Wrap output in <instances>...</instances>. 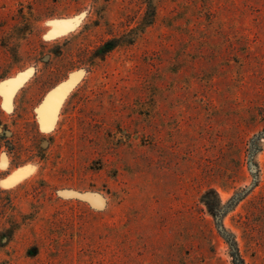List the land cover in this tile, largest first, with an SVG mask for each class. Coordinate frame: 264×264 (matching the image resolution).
<instances>
[{
  "label": "rangeland",
  "instance_id": "1",
  "mask_svg": "<svg viewBox=\"0 0 264 264\" xmlns=\"http://www.w3.org/2000/svg\"><path fill=\"white\" fill-rule=\"evenodd\" d=\"M3 134L0 264H264V0H0Z\"/></svg>",
  "mask_w": 264,
  "mask_h": 264
},
{
  "label": "trees",
  "instance_id": "2",
  "mask_svg": "<svg viewBox=\"0 0 264 264\" xmlns=\"http://www.w3.org/2000/svg\"><path fill=\"white\" fill-rule=\"evenodd\" d=\"M87 55L89 56V50H88V48H84L82 50V52L79 54V58L82 60ZM85 59H87V58H85ZM85 59H83V61H87ZM88 64L92 65L90 62H88ZM73 65H71V66L73 67ZM11 142L12 141H10L9 139H7V137L5 136V134L0 135V148L3 147V146H5L6 143L7 144H10ZM28 152H30V151H28ZM5 153L10 158V164H12L13 166L20 165L21 163L26 162V161H28V160H30L32 158V156H29L28 154H26V152L22 148V145L16 143V141H14L13 146H8V145L6 146ZM31 153H33V152H31ZM39 158H41V157H39ZM241 198H242L241 195L236 194V195H234L233 197H231L229 199V201L227 202V204L225 206H222L224 209H222L221 211H217V212H211V215L213 216V218L216 221L217 227L219 229V233L221 234V236L225 239V241L229 245L230 255L232 257L233 264H244V262H243V258L240 255V252H239L238 246L236 244V241L231 236V234H229L226 231V229L222 225V223H221V216H222V214H224V212L227 211V208L229 206H233ZM216 199H217V201L220 204L219 199L218 198H216ZM207 205H208V207L210 209V205L209 204H207Z\"/></svg>",
  "mask_w": 264,
  "mask_h": 264
},
{
  "label": "bare ground",
  "instance_id": "3",
  "mask_svg": "<svg viewBox=\"0 0 264 264\" xmlns=\"http://www.w3.org/2000/svg\"><path fill=\"white\" fill-rule=\"evenodd\" d=\"M69 23L68 21L63 22L62 26H68ZM54 103L51 104V107L48 106V108H46L45 110H42V115H41V122L45 125L51 123L53 121V114H52V107L55 109V107L53 106ZM28 167H20L18 169H16V171L13 174V178L15 179L16 177L22 175L23 173L27 172Z\"/></svg>",
  "mask_w": 264,
  "mask_h": 264
},
{
  "label": "snow or ice",
  "instance_id": "4",
  "mask_svg": "<svg viewBox=\"0 0 264 264\" xmlns=\"http://www.w3.org/2000/svg\"><path fill=\"white\" fill-rule=\"evenodd\" d=\"M0 166H2V165H0ZM0 183H4V182H0ZM5 186H8V185H5Z\"/></svg>",
  "mask_w": 264,
  "mask_h": 264
}]
</instances>
